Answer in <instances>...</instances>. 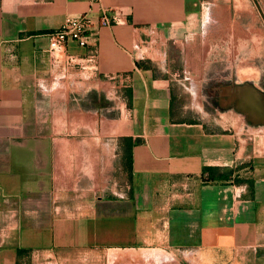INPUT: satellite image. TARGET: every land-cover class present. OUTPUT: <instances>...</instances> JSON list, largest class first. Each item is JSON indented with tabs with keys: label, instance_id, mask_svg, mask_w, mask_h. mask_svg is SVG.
Masks as SVG:
<instances>
[{
	"label": "crops",
	"instance_id": "crops-1",
	"mask_svg": "<svg viewBox=\"0 0 264 264\" xmlns=\"http://www.w3.org/2000/svg\"><path fill=\"white\" fill-rule=\"evenodd\" d=\"M202 1L0 0V264H264V101L242 106L264 69L236 74L264 32L245 27L226 65L197 45V102L218 117L186 115L152 62L172 60ZM86 12L91 46L52 55L47 34Z\"/></svg>",
	"mask_w": 264,
	"mask_h": 264
},
{
	"label": "rangeland",
	"instance_id": "rangeland-1",
	"mask_svg": "<svg viewBox=\"0 0 264 264\" xmlns=\"http://www.w3.org/2000/svg\"><path fill=\"white\" fill-rule=\"evenodd\" d=\"M262 2V0H203L199 19L187 28L181 40L171 41L172 60L168 61L167 59L165 67H163V50H161L160 60L152 61L174 85L176 100L186 115L196 119H203L211 115L218 117L217 113L211 112V105L197 102V75H202V72H196L197 45L200 44V53L201 51L204 53V59L202 60L200 55L199 63L226 65L230 43L233 45L243 42L239 39L242 37L245 27L246 30H251L253 33L264 32V19L260 11ZM163 48L161 47V49ZM241 61L243 63V60ZM261 66L264 69V57L260 61V57L256 56L253 58V71H242L236 74L241 76V80L258 81ZM228 74L227 71L219 72L221 84L227 83ZM203 75L211 80L213 73L208 71ZM257 91L259 90L257 89ZM260 99L264 101V95L258 96L257 92V95L253 96V104H243L242 106L251 107L252 113L255 114L254 112L256 110L259 112L261 108L258 103ZM217 260L216 257L212 260L210 255H206L202 264H228L222 259Z\"/></svg>",
	"mask_w": 264,
	"mask_h": 264
},
{
	"label": "built area",
	"instance_id": "built-area-1",
	"mask_svg": "<svg viewBox=\"0 0 264 264\" xmlns=\"http://www.w3.org/2000/svg\"><path fill=\"white\" fill-rule=\"evenodd\" d=\"M90 1L91 3H95L97 0ZM114 16L111 11L104 9L98 17V25H110ZM95 25L97 24L94 23L93 18L87 12L66 17L60 27L47 34L49 52L54 56L61 53L62 58L70 62L72 55L66 52L68 40H73L82 47H90V38L95 33V29H93ZM89 51L92 52L89 57L91 59L94 57V50L89 49Z\"/></svg>",
	"mask_w": 264,
	"mask_h": 264
},
{
	"label": "trees",
	"instance_id": "trees-1",
	"mask_svg": "<svg viewBox=\"0 0 264 264\" xmlns=\"http://www.w3.org/2000/svg\"><path fill=\"white\" fill-rule=\"evenodd\" d=\"M204 170L209 173V179H214V175L212 174L213 169L205 168ZM220 177L222 178L224 176L221 175Z\"/></svg>",
	"mask_w": 264,
	"mask_h": 264
}]
</instances>
